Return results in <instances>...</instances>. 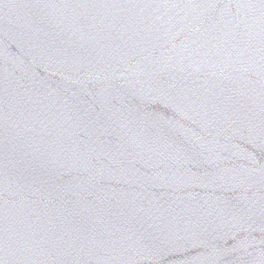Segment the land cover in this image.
<instances>
[{
	"label": "water",
	"instance_id": "obj_1",
	"mask_svg": "<svg viewBox=\"0 0 264 264\" xmlns=\"http://www.w3.org/2000/svg\"><path fill=\"white\" fill-rule=\"evenodd\" d=\"M0 264H264V0H0Z\"/></svg>",
	"mask_w": 264,
	"mask_h": 264
}]
</instances>
